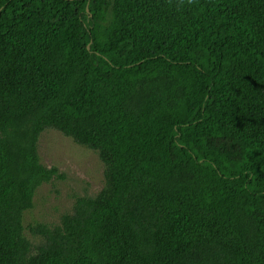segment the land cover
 <instances>
[{"label": "trees", "instance_id": "1", "mask_svg": "<svg viewBox=\"0 0 264 264\" xmlns=\"http://www.w3.org/2000/svg\"><path fill=\"white\" fill-rule=\"evenodd\" d=\"M49 128L106 186L33 253ZM0 264H264V0H0Z\"/></svg>", "mask_w": 264, "mask_h": 264}, {"label": "rangeland", "instance_id": "2", "mask_svg": "<svg viewBox=\"0 0 264 264\" xmlns=\"http://www.w3.org/2000/svg\"><path fill=\"white\" fill-rule=\"evenodd\" d=\"M38 152L41 162L56 168L59 176L37 188L34 205L24 214V236L32 243L33 253L44 242L33 232L34 227L60 225L62 216L73 212L78 197H96L106 186V165L99 151L78 144L62 132L52 128L43 131Z\"/></svg>", "mask_w": 264, "mask_h": 264}]
</instances>
